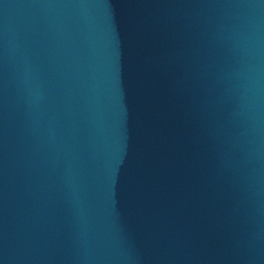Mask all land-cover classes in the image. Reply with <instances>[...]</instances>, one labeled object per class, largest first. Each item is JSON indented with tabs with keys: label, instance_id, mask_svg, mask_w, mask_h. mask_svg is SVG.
<instances>
[{
	"label": "water",
	"instance_id": "95a60500",
	"mask_svg": "<svg viewBox=\"0 0 264 264\" xmlns=\"http://www.w3.org/2000/svg\"><path fill=\"white\" fill-rule=\"evenodd\" d=\"M0 264H264V0H0Z\"/></svg>",
	"mask_w": 264,
	"mask_h": 264
}]
</instances>
